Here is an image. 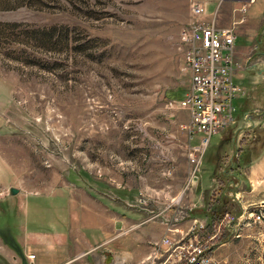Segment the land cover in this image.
I'll return each instance as SVG.
<instances>
[{"label": "rangeland", "instance_id": "rangeland-1", "mask_svg": "<svg viewBox=\"0 0 264 264\" xmlns=\"http://www.w3.org/2000/svg\"><path fill=\"white\" fill-rule=\"evenodd\" d=\"M194 1L206 0H0V197L10 186L59 197L75 187L80 196L95 186L131 188L136 207L170 210L178 223L205 209L184 190L201 175L210 202L225 195L238 217L233 233L222 222L196 229L200 243L218 234L210 264H264V175L249 172L264 169V76L257 91L234 99V122L212 137L194 172V145L186 149L178 121ZM226 1L234 2L219 6ZM262 36L264 12L254 40ZM169 182L174 196L161 190ZM138 186L156 192L138 200ZM190 230L170 239L188 243Z\"/></svg>", "mask_w": 264, "mask_h": 264}, {"label": "crops", "instance_id": "crops-1", "mask_svg": "<svg viewBox=\"0 0 264 264\" xmlns=\"http://www.w3.org/2000/svg\"><path fill=\"white\" fill-rule=\"evenodd\" d=\"M220 1L203 2L207 6L208 19L217 14L219 27L233 25L236 18H244L238 23L241 31L235 44V62L242 66L235 69L234 75L239 93L237 97H240L250 88L257 91V78L264 76V36L254 40L264 12V0H255L239 17L234 12L240 7L238 2L226 1L219 6ZM239 40L241 44H238ZM250 83H253L252 87ZM178 116L179 128L189 139L186 149H190L200 136L191 139L189 131L182 127L189 122L186 110L179 109ZM237 133L231 137V142L238 140L240 133ZM226 134L227 131L223 133ZM223 135L221 145L227 148L230 140ZM228 149L232 151L235 148L230 146ZM217 155L218 162L223 155ZM255 158L257 156L253 160ZM249 172L254 178L264 175L263 166L256 169L252 166ZM216 179L213 177L214 181ZM197 184V188L189 190L184 187L186 196L197 203L201 199L205 203L210 202L211 198L203 189L206 184L203 176L200 175ZM12 187H9L10 193L4 192L0 197V264H174L178 261L177 255L163 240L182 237L195 225L201 224L203 228L200 229H204L205 221L208 222L201 216L207 214V203L205 209L187 213L189 215L185 219L176 223L174 216L171 217L175 213L170 210L159 211L142 205L136 207L129 195L131 188L114 191L95 186L91 191L82 190L80 196L75 187L68 195L59 197L56 194L34 196L23 193L25 191L20 188H17L18 193L12 194ZM161 190L174 196L176 187L174 182H169ZM144 191L156 192L153 186H138V200L145 197L142 195ZM31 254L35 255L34 258L30 257Z\"/></svg>", "mask_w": 264, "mask_h": 264}, {"label": "built area", "instance_id": "built-area-1", "mask_svg": "<svg viewBox=\"0 0 264 264\" xmlns=\"http://www.w3.org/2000/svg\"><path fill=\"white\" fill-rule=\"evenodd\" d=\"M232 1L240 4L235 11L243 15L255 2V0ZM191 11L194 19L190 23V35L186 38L184 49L185 63L190 73V86L178 102V108L186 110L189 114V122L182 127L189 131L190 138L200 136L199 144L194 145L189 155L196 172L200 169L212 137L234 122L236 107L233 101L238 94L234 75L235 69L241 67L235 62L237 39L235 27L244 21V18L235 21L231 26L219 27L216 22L217 14L211 19L207 18L208 10L204 3L194 1ZM171 106L174 107L173 103ZM251 214L254 220L261 218L260 213ZM237 220L238 217L227 213L221 224L233 233L232 224ZM198 228H203V225ZM196 229L195 225L188 232L190 236L188 243L182 242L184 237L178 244L170 238L164 240L168 247L175 251L178 258L176 262L179 264H210L212 260L213 240L218 234H214L208 242L200 243ZM34 256L30 255L31 258Z\"/></svg>", "mask_w": 264, "mask_h": 264}, {"label": "trees", "instance_id": "trees-1", "mask_svg": "<svg viewBox=\"0 0 264 264\" xmlns=\"http://www.w3.org/2000/svg\"><path fill=\"white\" fill-rule=\"evenodd\" d=\"M218 200L219 202L217 203L214 201L212 203H210L209 201L207 202L206 212L209 215V218H211V220L210 221L208 220L207 222L208 226L213 225L214 222H218V223L222 222L225 215L229 213V211L227 210L229 209V206L231 205L230 200L225 195H223Z\"/></svg>", "mask_w": 264, "mask_h": 264}, {"label": "water", "instance_id": "water-1", "mask_svg": "<svg viewBox=\"0 0 264 264\" xmlns=\"http://www.w3.org/2000/svg\"><path fill=\"white\" fill-rule=\"evenodd\" d=\"M198 180H199L198 176H193V178H192V185L195 186L198 183ZM18 192H19V190L17 188H15V187H12L11 188V193L12 194H16Z\"/></svg>", "mask_w": 264, "mask_h": 264}]
</instances>
